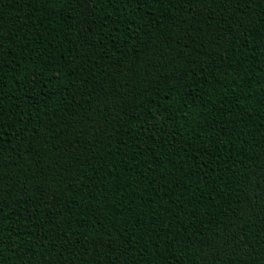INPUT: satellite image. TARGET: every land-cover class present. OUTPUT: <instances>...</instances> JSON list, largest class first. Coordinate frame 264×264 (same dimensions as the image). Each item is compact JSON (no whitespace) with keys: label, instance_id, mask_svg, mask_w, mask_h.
<instances>
[{"label":"trees","instance_id":"obj_1","mask_svg":"<svg viewBox=\"0 0 264 264\" xmlns=\"http://www.w3.org/2000/svg\"><path fill=\"white\" fill-rule=\"evenodd\" d=\"M0 264H264V0H0Z\"/></svg>","mask_w":264,"mask_h":264}]
</instances>
